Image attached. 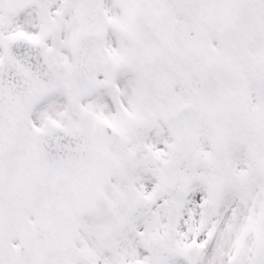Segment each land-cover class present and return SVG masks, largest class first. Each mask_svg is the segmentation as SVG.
<instances>
[{
	"label": "snow or ice",
	"instance_id": "6c2138e0",
	"mask_svg": "<svg viewBox=\"0 0 264 264\" xmlns=\"http://www.w3.org/2000/svg\"><path fill=\"white\" fill-rule=\"evenodd\" d=\"M0 264H264V0H0Z\"/></svg>",
	"mask_w": 264,
	"mask_h": 264
}]
</instances>
